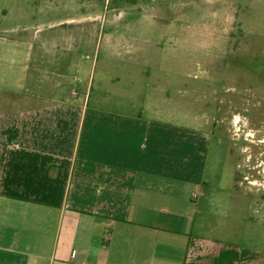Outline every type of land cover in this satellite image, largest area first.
<instances>
[{
    "label": "crops",
    "instance_id": "0c3cea01",
    "mask_svg": "<svg viewBox=\"0 0 264 264\" xmlns=\"http://www.w3.org/2000/svg\"><path fill=\"white\" fill-rule=\"evenodd\" d=\"M48 45L30 61L53 96L0 100V264H264L210 113L93 95L91 73L67 76ZM1 49L3 78L17 53Z\"/></svg>",
    "mask_w": 264,
    "mask_h": 264
},
{
    "label": "rangeland",
    "instance_id": "374dc122",
    "mask_svg": "<svg viewBox=\"0 0 264 264\" xmlns=\"http://www.w3.org/2000/svg\"><path fill=\"white\" fill-rule=\"evenodd\" d=\"M0 38L2 58L17 53L1 101L53 96L54 80L42 84L30 61L46 41L61 72L91 73L93 95L210 113L264 235V0H0Z\"/></svg>",
    "mask_w": 264,
    "mask_h": 264
}]
</instances>
